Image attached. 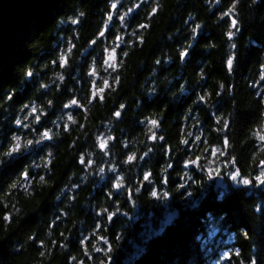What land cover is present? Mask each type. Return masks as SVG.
Segmentation results:
<instances>
[{"label":"trees","instance_id":"16d2710c","mask_svg":"<svg viewBox=\"0 0 264 264\" xmlns=\"http://www.w3.org/2000/svg\"><path fill=\"white\" fill-rule=\"evenodd\" d=\"M262 136L264 0H61L0 68V264H264Z\"/></svg>","mask_w":264,"mask_h":264},{"label":"water","instance_id":"95a60500","mask_svg":"<svg viewBox=\"0 0 264 264\" xmlns=\"http://www.w3.org/2000/svg\"><path fill=\"white\" fill-rule=\"evenodd\" d=\"M60 1L0 0V68L12 58L19 40L35 18Z\"/></svg>","mask_w":264,"mask_h":264},{"label":"clouds","instance_id":"9594fccd","mask_svg":"<svg viewBox=\"0 0 264 264\" xmlns=\"http://www.w3.org/2000/svg\"><path fill=\"white\" fill-rule=\"evenodd\" d=\"M230 34H231V33H229V35H230ZM61 66H62V67L64 66L63 63H62ZM32 75H33V73H32L31 71L27 72V76H28V77H31ZM57 78H58L61 82H63L64 79H65V77H64L63 74H58V77H57ZM42 86H43V85H42ZM73 103H75V101H73ZM121 107H123V106H121ZM33 111H35V109H33ZM68 119H69V120H72V117L69 116ZM73 122H74V121H73ZM20 123H21L20 120H17V121H16V124L19 125ZM45 138H49V137H48V133H44V134L42 135V137H41V139H45ZM12 140L15 142V147H17L18 150H19V149L21 148V141H20L19 137H17V136L14 135V136L12 137ZM32 143H33V141H32L31 139H26V140L24 141V143H23V147L27 148V147H28L29 145H31ZM37 143H38V141H37ZM149 151H151V149H149ZM6 155H7V156H12V152L9 151V152L6 153ZM145 155H146V153H145ZM130 158H131V159H130ZM133 159H134V157L129 156V157L127 158V160L125 161V163H130ZM171 167H172V165H171V164H168L166 168L162 169V171L166 172V171H167V168H171ZM146 175H148V174H146ZM123 184H124V178H123V176H120L119 179H118V182L114 185V187H117V185H119V187H121ZM119 187H117V188H119ZM137 191H139V189H137Z\"/></svg>","mask_w":264,"mask_h":264},{"label":"snow or ice","instance_id":"6c2138e0","mask_svg":"<svg viewBox=\"0 0 264 264\" xmlns=\"http://www.w3.org/2000/svg\"><path fill=\"white\" fill-rule=\"evenodd\" d=\"M113 7H115V5H113ZM233 11H234V8L229 9V12L226 13V15H231V14L233 13ZM109 19H110V18H109ZM232 25H233L234 28H238V22H237V20L233 19V20H232ZM230 35H231V34H230ZM232 63H233V61H232L231 59L228 60V62H227L228 67H229L230 70H231V67H232ZM116 115H119V113H117ZM152 124L155 126V125H156V121H152ZM153 138H155V137H153ZM261 139L264 140V136H262ZM101 147H104V144H103V143L101 144ZM16 151H18V148H17V147H14V148L11 150L12 154L15 153ZM130 159H131V158H130ZM192 163H195V162L193 161ZM236 178H237V177H233V179H236ZM256 179H257V180H260L261 178H260V177H257ZM144 180H145V181L149 180V175H145V176H144ZM242 183H244V184H249L250 181L247 180V179H243V180H242ZM262 183H264V181H262ZM117 187H119V185H117ZM151 195H152L153 197H156V196H158V195H160V194L157 193L156 191H152V192H151ZM111 218H112L111 215H109V219H111Z\"/></svg>","mask_w":264,"mask_h":264},{"label":"rangeland","instance_id":"374dc122","mask_svg":"<svg viewBox=\"0 0 264 264\" xmlns=\"http://www.w3.org/2000/svg\"><path fill=\"white\" fill-rule=\"evenodd\" d=\"M131 13V11H129V12H127V13H125L123 16H122V19H121V24H123L124 23V20H125V17H126V15H128V14H130ZM120 41V40H119Z\"/></svg>","mask_w":264,"mask_h":264}]
</instances>
